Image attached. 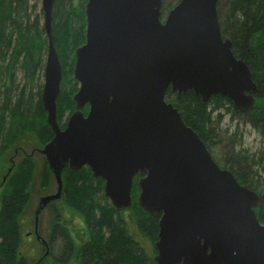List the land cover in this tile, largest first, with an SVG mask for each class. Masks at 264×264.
Instances as JSON below:
<instances>
[{"label":"water","instance_id":"water-1","mask_svg":"<svg viewBox=\"0 0 264 264\" xmlns=\"http://www.w3.org/2000/svg\"><path fill=\"white\" fill-rule=\"evenodd\" d=\"M55 0H41L47 50L41 101L53 136L44 144L56 191L62 169L88 166L104 181L117 211L137 203L160 214L155 264H264V226L254 209L259 195L219 167L172 103L168 88L187 90L205 103L228 98L241 112L254 105L257 85L220 32L217 0H178L164 18L162 0H86L85 42L75 49V110L64 129L56 121L61 65L50 35ZM88 106L84 115L83 109Z\"/></svg>","mask_w":264,"mask_h":264},{"label":"trees","instance_id":"trees-1","mask_svg":"<svg viewBox=\"0 0 264 264\" xmlns=\"http://www.w3.org/2000/svg\"><path fill=\"white\" fill-rule=\"evenodd\" d=\"M85 2L78 0L74 9L70 0H55L52 9L50 35L62 69L56 99L59 120L75 109L72 95L78 82L72 77L71 56L85 42ZM171 2L162 0L161 9ZM27 3L0 0V157L29 132L43 144L53 136L38 84L47 50L40 22L43 12L31 17ZM216 11L221 36L231 41L234 56L244 61L257 85L253 107L241 112L220 94L203 103L192 90L178 94L168 88L164 97L196 132L215 163L259 195L254 211L264 226V0H217ZM248 129L261 139L256 148L244 143ZM42 174H51L47 164ZM33 175L32 160L22 158L1 185L0 264H29L22 250L21 218ZM138 177L133 180L131 207L117 211L102 192V179L94 177L87 166L75 171L66 165L61 172V196L82 214L85 230L73 231L72 223L59 219L58 210L54 212L57 217L45 241L47 256L40 264H155L154 258L148 260L145 246L156 254L160 214L146 212L137 203Z\"/></svg>","mask_w":264,"mask_h":264},{"label":"rangeland","instance_id":"rangeland-1","mask_svg":"<svg viewBox=\"0 0 264 264\" xmlns=\"http://www.w3.org/2000/svg\"><path fill=\"white\" fill-rule=\"evenodd\" d=\"M177 0H172L171 4H163V11L161 12L162 18H164L166 12L171 9L176 3ZM28 12H30L31 17H35L39 15L41 10V0H27ZM86 3V2H85ZM70 5L74 9L77 8L78 0H70ZM85 7V4H84ZM161 9V10H162ZM54 15V12L51 13V16ZM54 16H52L53 18ZM40 22L43 24V15L40 16ZM75 60V51L71 56ZM74 60L72 63V71L74 67ZM71 66V64H70ZM70 67L68 66V69ZM62 72V69H61ZM21 75H19L20 77ZM62 77V73H61ZM44 76L43 74L38 78L39 86L43 85ZM78 88V86H77ZM37 90V88L35 89ZM73 96V95H72ZM72 113V112H71ZM64 116L59 120L56 116L57 125L60 129L64 128L65 120H68L70 113H64ZM228 119V118H227ZM248 134L244 138V143L250 144L252 143L253 146L256 148L260 145V138L251 130H247ZM44 144L40 142L34 133L29 132L26 134L24 139H21L17 144L12 146L7 152H5L0 157V195H1V185L6 180L7 175L11 172V170L15 167V165L22 159V158H30L33 163L34 167V175L30 181L29 192L30 197L25 208V211L21 218V224L23 227L22 239L24 243L23 253L25 254L26 258L29 261V264H40L41 261L47 256L46 247L35 238L34 235V210L37 206L39 199L43 196L54 194L56 191V182L55 178L51 172L49 177L43 176V165L46 164L44 155L41 153V149L43 148ZM254 148V149H255ZM62 190V189H61ZM102 192L104 193V181L102 183ZM53 202V205L48 204L44 207L38 217L37 221V234L43 239L47 240L48 231L51 226L54 224V219L58 216L59 219H67L72 223L73 231L77 230H85L84 222H82V214L77 213L76 207L73 206L71 200L65 199L61 196ZM51 202V203H52ZM58 210V215L56 216L54 212ZM131 214V211L125 213L124 216ZM81 230V231H82ZM75 232L73 235L75 236ZM36 239V242L33 240ZM31 244V245H30ZM145 253L146 256L149 257L148 260L152 261L155 257V254L149 249V247L145 246Z\"/></svg>","mask_w":264,"mask_h":264},{"label":"flooded vegetation","instance_id":"flooded-vegetation-1","mask_svg":"<svg viewBox=\"0 0 264 264\" xmlns=\"http://www.w3.org/2000/svg\"><path fill=\"white\" fill-rule=\"evenodd\" d=\"M255 96H256V95H255ZM67 121H68V120H65V122H64V128H65V125H66ZM64 128H63V129H64ZM35 240H36V239H35Z\"/></svg>","mask_w":264,"mask_h":264},{"label":"bare ground","instance_id":"bare-ground-1","mask_svg":"<svg viewBox=\"0 0 264 264\" xmlns=\"http://www.w3.org/2000/svg\"><path fill=\"white\" fill-rule=\"evenodd\" d=\"M46 56V55H45Z\"/></svg>","mask_w":264,"mask_h":264}]
</instances>
